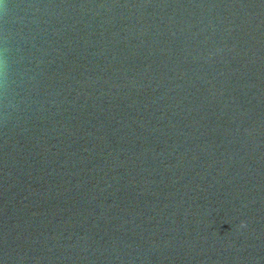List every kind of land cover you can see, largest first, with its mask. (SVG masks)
<instances>
[{"label": "water", "instance_id": "obj_1", "mask_svg": "<svg viewBox=\"0 0 264 264\" xmlns=\"http://www.w3.org/2000/svg\"><path fill=\"white\" fill-rule=\"evenodd\" d=\"M0 264H264V0H0Z\"/></svg>", "mask_w": 264, "mask_h": 264}]
</instances>
